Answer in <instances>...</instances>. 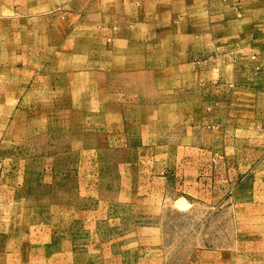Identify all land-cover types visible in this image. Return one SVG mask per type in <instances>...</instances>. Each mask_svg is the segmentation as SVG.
<instances>
[{
  "label": "crops",
  "instance_id": "1",
  "mask_svg": "<svg viewBox=\"0 0 264 264\" xmlns=\"http://www.w3.org/2000/svg\"><path fill=\"white\" fill-rule=\"evenodd\" d=\"M123 2L90 15L91 31H73L49 54L41 49L23 65L0 69V261H99L102 254L82 259L76 250L83 202L102 198L123 208L170 188L202 198L198 174L208 156L235 167L231 206L212 211L230 215L239 231L247 183L250 220L264 216V70L210 63L191 16L177 34L176 19L161 25L162 15L130 16ZM241 244L234 239V247ZM146 261L144 253L137 259Z\"/></svg>",
  "mask_w": 264,
  "mask_h": 264
},
{
  "label": "rangeland",
  "instance_id": "2",
  "mask_svg": "<svg viewBox=\"0 0 264 264\" xmlns=\"http://www.w3.org/2000/svg\"><path fill=\"white\" fill-rule=\"evenodd\" d=\"M118 1L122 0H0V69L23 65L31 61V53H41V49L45 55L49 54L50 48H56L60 41L73 39V31L78 34L91 31L96 23L90 15L103 14L112 2ZM186 2L124 0L123 11L146 20L162 15L166 18L161 19V25L168 23V18L171 22L176 19L177 34L186 29L184 17L191 16L194 33L205 35L208 47L205 59L210 63L240 61L253 66L256 72L264 70V0H193V6ZM201 45L199 40L198 46ZM233 49L247 53L234 55L230 52ZM183 56L178 55V59ZM161 61L168 62V55H162ZM128 155L130 159L136 156L135 152ZM213 157L208 156L207 166L200 170L202 174L197 173L207 189L202 198L170 188L160 197H133L123 208L115 200L102 198L83 202L87 213L79 219L81 246L76 250L82 259L90 253L91 259L96 258L94 254L102 256L96 262L76 264H264V221L258 222L264 216L249 218L244 194L249 184H244L241 190L239 231L233 230L230 215L212 211L231 206L228 202L236 194V185L230 180L235 167L224 166L225 162L216 164ZM137 171L134 168L132 173ZM88 223L96 224V229L83 230ZM234 239L242 241L241 247H234ZM110 241L112 245L105 246ZM250 241L253 245H249ZM221 242L223 247L218 245ZM111 251L116 259L104 262ZM142 253L147 261L137 262ZM171 255L177 259L160 263L159 259ZM0 264L7 263L0 261Z\"/></svg>",
  "mask_w": 264,
  "mask_h": 264
}]
</instances>
